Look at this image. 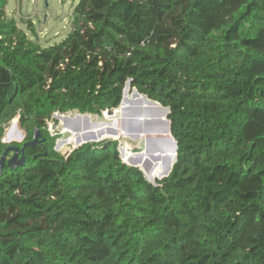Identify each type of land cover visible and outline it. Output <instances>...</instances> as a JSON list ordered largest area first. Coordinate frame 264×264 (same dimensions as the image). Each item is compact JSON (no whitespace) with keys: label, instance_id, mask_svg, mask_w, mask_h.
I'll list each match as a JSON object with an SVG mask.
<instances>
[{"label":"trees","instance_id":"trees-1","mask_svg":"<svg viewBox=\"0 0 264 264\" xmlns=\"http://www.w3.org/2000/svg\"><path fill=\"white\" fill-rule=\"evenodd\" d=\"M7 4L0 157L16 116L10 145L35 128L43 141L0 174V264H264V0H77L48 45ZM127 82L169 108L177 156L155 183L117 141L63 155L47 128L117 109Z\"/></svg>","mask_w":264,"mask_h":264},{"label":"rangeland","instance_id":"rangeland-1","mask_svg":"<svg viewBox=\"0 0 264 264\" xmlns=\"http://www.w3.org/2000/svg\"><path fill=\"white\" fill-rule=\"evenodd\" d=\"M76 2L77 0H22L19 7L16 5L15 0H8L5 10L7 15L14 17L17 26L25 31L29 39L41 45H48L61 40L68 33L72 18V7ZM28 21L31 22L34 32L27 24ZM127 91V97L130 101L125 104L127 106L126 114L120 117L116 112L117 118L109 117L108 111H104L101 116L90 115L89 122L84 119L80 122V130H77L76 127H63L62 120L56 117L55 113L52 114L51 118L47 120V128L55 139V149L65 155L76 144L86 140H89V142L115 140L118 143L119 155L122 154L123 156L121 159L126 161V152L143 154L148 144H163V141L170 144V141H168L169 135L165 132L166 123L162 111L141 99V94L137 98L132 97L133 89L130 87ZM76 113L72 112L67 115L74 117ZM119 119L122 122L121 127L124 125L135 135V138L124 135L121 128L117 130L118 126L115 124L119 123ZM93 122H101V124H91ZM100 127L101 129L97 131L93 129ZM113 130H116V134L112 132ZM25 135L26 132L19 125V118L16 116L4 125L2 142L5 145L20 144L24 141ZM149 152L152 154H146L144 159L140 161L141 165L135 159L136 166L142 169L143 176H147V167L151 166L152 169L157 161L162 162L166 168L169 167L170 159L161 155L158 151L149 150ZM127 163L130 166L132 165L130 162ZM165 176L167 175L156 176L154 181Z\"/></svg>","mask_w":264,"mask_h":264},{"label":"water","instance_id":"water-1","mask_svg":"<svg viewBox=\"0 0 264 264\" xmlns=\"http://www.w3.org/2000/svg\"><path fill=\"white\" fill-rule=\"evenodd\" d=\"M129 87H130L129 86V83L127 82L126 85H125V87H124V89H123V96H122L121 102H120L119 107H118V108H120V107L122 108V111H123L122 116H123V114H126V107H127L126 105L124 107H122L123 104L130 101V99L127 97V89ZM133 93L136 94V95H140L137 92V90H135V89H133ZM141 99H143L148 104L156 107L157 109L161 110L162 113L165 116V123H166V130H165V132L170 135V137H168V140L172 142V147H173V157L171 159V163H170L168 169L165 172V175H168L169 172H170V170H171V167H172L173 163L176 161V156H177V152H176L177 151V144H176V141L174 140V138L170 134V122L167 119V115L169 113V108L163 107L158 102L149 99L146 95H141ZM117 109H109L108 110L109 117L117 118V115L115 113V111H117ZM67 114H61V113H55L54 114L56 117H58V118H60L62 120L63 127L75 128V126L78 125L77 126L78 127L77 130H80L79 124H80V122L83 119L86 122H89V116H90V114H88V113L82 114V113H78L77 112L74 117H69ZM91 124H101V122H93ZM122 130H123V134L124 135H128L131 138H135V135L132 132H130L127 128H125L124 125L122 126ZM112 132L114 134H116V130H113ZM42 141H43V139H42L41 132L37 128H35L34 129V133L32 135V139L30 141H27V142L23 143L21 147H18V146H15V145H9V146H7L4 149V151H3V153H2V155L0 157V174H1L2 170H3V167L5 165V162L7 163V165L10 168H13V169H15V168L23 165L24 162H25V157H24V154H23L24 147L25 146L26 147H34L37 143H41ZM86 142H89V140H86V141H84L82 143L76 144L74 146V148L77 147V146H79V145H81V144H83V143H86ZM148 146H149V144L147 145V147ZM10 152L12 153V155L6 161L7 155ZM147 154H152V153H150L149 150H148L147 151ZM66 155H67V153H66ZM119 156H120V158L123 157L122 154L119 155ZM166 157L168 159H170L168 156H166ZM123 162L128 165V163L126 161H123ZM130 163L132 164L131 166H133V165L136 166L135 160L132 159L130 161ZM150 169H151V166L150 167L148 166L147 167V170L149 171ZM140 170L142 171V169H140ZM144 177H145V179L147 181H149L151 183H155L154 178L153 179H149L147 176H144Z\"/></svg>","mask_w":264,"mask_h":264},{"label":"bare ground","instance_id":"bare-ground-1","mask_svg":"<svg viewBox=\"0 0 264 264\" xmlns=\"http://www.w3.org/2000/svg\"><path fill=\"white\" fill-rule=\"evenodd\" d=\"M128 92V91H127ZM132 97H138V95H136V94H132ZM143 101V100H142ZM147 103V102H146ZM125 104L126 103H124L123 104V106L122 107H124L125 106ZM128 105V104H127ZM135 109V108H134ZM116 112H118V114H119V116L121 117L122 116V113H123V111H122V108L120 107V108H118L117 109V111H115V113ZM141 118H143V117H141ZM121 119H119V123L118 124H115V125H117L118 126V128H117V130H120V128L122 129V127H121V121H120ZM76 128H78L77 126H75ZM87 129H89V127H87ZM95 131H97V130H100L101 129V127L100 128H93ZM93 130V131H94ZM77 132V131H76ZM145 134V133H144ZM167 135H169L168 133H166ZM168 137H170V135L168 136ZM166 141V140H165ZM169 141V140H168ZM82 142V141H81ZM169 143L168 142H165L164 143V141H163V144H157V143H151L148 147L146 146L145 147V150L143 151V154H133V153H131V152H126L125 153V157H126V161L127 162H130L132 159H136V162L139 164V165H141L140 164V161L142 160V159H144V157L146 156V154H147V151L148 150H150V151H158V152H160V154L161 155H163V156H168L169 158H170V162H171V159H172V157H173V147H172V142L170 141V144L168 145ZM151 153V152H150ZM139 157H140V159H139ZM137 164V165H138ZM168 167V166H167ZM168 168H166V166H164L163 164H162V162H160V161H157L156 163H155V165H153V167H152V169H150L149 171L148 170H146V175H147V177L148 178H150V179H153V178H155L156 176H160V175H162V174H165V170H167ZM164 176V175H163Z\"/></svg>","mask_w":264,"mask_h":264}]
</instances>
